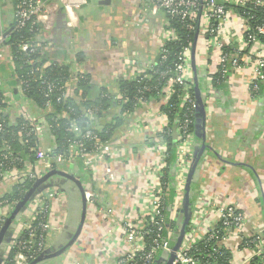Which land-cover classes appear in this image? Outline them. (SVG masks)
Segmentation results:
<instances>
[{
    "label": "crops",
    "instance_id": "0c3cea01",
    "mask_svg": "<svg viewBox=\"0 0 264 264\" xmlns=\"http://www.w3.org/2000/svg\"><path fill=\"white\" fill-rule=\"evenodd\" d=\"M20 1L0 0V34L4 37L9 36L16 25L15 14ZM42 1L60 5L59 0ZM76 16L71 22L65 11L59 8L54 13L52 28L40 30L36 41L45 45L41 52L46 58V66L69 67L74 75L90 79L92 91L104 90L114 98L120 96L121 81L134 79L150 69L160 58L165 45L175 38L166 13L152 14L148 0H84L76 10ZM225 30H232L234 51L238 46L236 41L243 36L239 18L232 14ZM251 53L246 50V54ZM245 61V66L232 76L228 84L216 87L213 76L219 72L218 50L210 48L206 39L201 37L195 54L192 53L194 85L197 76L206 110L207 150L198 163L191 184L189 223L196 205L207 210L201 226L208 228L219 224L217 214L221 206L230 205L242 211L245 215L242 235L223 243V247L232 253V264H252L255 253L264 251V83L255 96L250 95L248 82L253 75V62H249V58ZM0 98L12 122L27 116L36 124L40 150H54L56 143L46 120L47 114L25 97L12 60V50L7 45L0 48ZM118 112L119 108L114 105L103 119L98 120L96 129L103 131ZM198 122L204 129L202 117L197 113L196 130ZM167 124L168 119L156 101L142 104L125 118L124 126L108 141L110 152L94 163L90 174L82 170L81 162L77 160L58 166L56 170L75 178L80 186L61 177H53L47 184L46 189L55 193L57 202L58 232L51 246L54 251L65 246L80 225L83 215L81 190L85 195L96 191L99 197L96 205L87 204L84 227L74 245L61 256L45 260L43 264L118 262L127 247L119 229L120 222L128 213L142 217L150 211V197L144 194L152 188V169L167 147L159 139ZM198 147L195 132V152ZM173 159L170 163L172 180L168 184L166 199V223L176 226L169 231L176 240L186 220L187 192L183 196L175 190L176 152ZM25 166H31L41 179L54 171L47 161L25 162ZM23 180L21 171L13 172L0 184V200L15 186L23 184ZM11 213V207L0 208V219H8ZM24 215L11 225L6 239L12 238ZM187 234L188 231L184 238ZM256 238L255 248L244 244V240ZM8 244L1 249L2 259ZM170 259L168 253H161L156 264H168Z\"/></svg>",
    "mask_w": 264,
    "mask_h": 264
},
{
    "label": "built area",
    "instance_id": "2783aa9c",
    "mask_svg": "<svg viewBox=\"0 0 264 264\" xmlns=\"http://www.w3.org/2000/svg\"><path fill=\"white\" fill-rule=\"evenodd\" d=\"M252 1H254L256 6L264 7V0H148V3L152 14L156 15L159 11H164L170 21L179 20L189 31L196 30L197 32L199 24L198 40L203 37L210 48L218 50V74L221 73L222 79H226L225 84H228L232 76L245 66V60L249 58V62H253L254 71L248 82V91L250 95L255 96L259 92L261 84L264 83V43L259 40V36L264 37V23L253 27L252 20L254 18L252 16L246 14L245 17H242L233 10H230L231 8H227V5L245 7L247 3ZM59 3L60 5L42 0H21L18 3L15 14L17 27L24 28L28 23L32 22L40 25V28L43 30L48 31L52 28L54 13L59 8L65 11L71 22H74L77 17L76 10L84 3V0H59ZM232 14L239 18L240 27L243 30V36L236 41L238 46L234 51L228 50L233 45L231 38L232 30L228 32L225 30V25L231 20ZM4 45L5 37L3 34H0V48ZM192 47H185L179 57V62L165 74L168 77L166 87L161 91L159 97L154 100L158 103L160 111L161 107L167 105L171 97L176 93L175 87L177 85L184 87L188 91L190 85L194 84ZM36 49H38V45L36 44L26 43L21 46V50L27 54L26 64L32 67L36 64V61L32 58L35 52H37ZM248 49L250 52L252 51L249 55L246 54V50ZM167 53V50L163 49L161 55ZM164 58L166 57L164 56ZM29 75L34 79V82L40 81L41 86L45 88L46 98L50 99L57 91L55 83L45 80L43 69L36 68ZM29 83L28 79L21 78L20 84L23 92L29 86ZM78 83V80L74 78L68 80L64 86H61V95L57 98V102L74 96ZM118 98L121 99L120 96ZM141 101V105L149 103ZM47 104L50 105V102L48 101ZM183 108L186 109L185 118L176 119L174 122L175 130L173 132L177 154L175 190L184 196L188 175L194 163L193 157L195 152V134L190 133L189 126L191 121L188 114L198 111V99L195 101L189 95H186L180 104V109ZM162 114L164 115V113ZM88 115L93 116L94 110L88 111ZM23 121L31 129L27 137L30 138L32 135H35L36 138V124L27 116L23 117ZM168 125L169 121L159 137L162 144H166L161 136L167 131ZM75 131L81 139L69 145L68 153L65 156L52 157L50 152L40 150L38 143L34 148H31L30 152L34 154L36 161H47L50 166L49 168L54 171H56L59 165L77 160L81 162L82 170L86 174H90L94 163L104 159L108 155L111 145H109L108 141H101L92 130H87L84 134H81L79 129H75ZM0 132H2V128H0ZM88 141L92 142L90 147L87 144ZM0 151H6L5 157L12 155L11 149L7 146H4ZM167 160L166 147L164 152L160 154V161L152 169L154 175L152 188L144 194L146 197H150L148 199L151 205L149 213L142 217L128 213L125 220H122L119 224L120 232L123 234L127 247L120 255L116 264H156L161 253L175 254L171 264H197L196 259L189 255L191 248L205 237H209V240L219 239L218 233H215L214 228H208L206 225L201 226L207 210L200 209L199 205H196L194 207L195 210H193L192 222L188 225L189 234L183 239L178 251H174L176 242L170 232H167L165 235L158 234L151 243H148L151 229L155 228L162 232L167 221L166 199L169 187L164 182L169 168ZM16 171H21L24 180L26 179L27 181L36 183L41 179L36 175L31 166H25L22 170H18L16 167L8 169L2 163L0 164V184L5 182ZM98 197L99 195L96 191L89 192L86 194L87 204L89 206L96 205ZM140 198L143 199V195ZM56 203L55 193L50 189H44L28 204L23 213L26 216L24 215L25 218L20 220L18 228L11 238L2 264H29L39 255L42 257L51 249L52 241L58 232L56 230L57 219L55 218ZM0 208L6 209L8 205L3 206L1 204ZM100 212L102 213L103 211ZM217 215L219 223H222L223 226V238L219 242L221 246H223L224 242L242 235L245 222V215L242 211L237 207L226 205L218 209ZM3 218H1L2 223L6 220V217ZM1 228L2 226H0V230ZM199 232V237L197 235L194 236V234H198ZM256 239L247 242L246 246L252 249L255 248L253 246L257 243L258 238ZM12 250H15L16 254L13 261L8 262L7 260ZM256 257H264V251H257L255 253Z\"/></svg>",
    "mask_w": 264,
    "mask_h": 264
},
{
    "label": "trees",
    "instance_id": "16d2710c",
    "mask_svg": "<svg viewBox=\"0 0 264 264\" xmlns=\"http://www.w3.org/2000/svg\"><path fill=\"white\" fill-rule=\"evenodd\" d=\"M227 8H231L230 10H233L242 17H245L246 14L252 16L254 18L252 20L253 27L264 23V7L256 6L254 1L247 3L245 7L227 5ZM40 27V25L32 22L28 23L24 28L17 27V24L14 25L11 34L5 37V45L9 46L12 50V60L15 65L18 80L25 78L30 82L29 86L25 88V97L33 101L47 114L46 120L56 143V147L50 152L52 157L67 155L69 145L81 139L75 129H79L81 134H84L87 130H92L101 141H110L114 133L124 126L125 118L138 110L142 102L141 100L150 102L159 97L161 91L165 89L167 84L168 77L165 74L179 62V57L183 49L194 45L196 38V30L189 31L179 20H172L171 27L176 37L165 45L164 49L168 53L160 55L158 61L142 75L134 79L121 81L119 85L121 99H119L114 98L104 90L95 93L91 89L90 79L87 76L74 75L69 67L59 66L57 64L46 66V58L41 52V47L45 45L37 42L40 30H42ZM259 40L264 43L263 36H259ZM26 43L39 44L40 46L36 49L37 52L32 57L36 61L33 67L26 64L27 54L21 50V46ZM228 50L233 51L232 47H229ZM40 67L45 73V80L55 83L57 87V91L50 99L45 97V88L41 86L40 81L34 82V79L29 75L31 71ZM74 78L79 82L74 96L57 102V98L61 95V86H64L68 80ZM225 80L222 79L221 73L213 76V84L216 87L223 86ZM175 90L176 93L171 97L168 104L161 107L162 113H164L169 121L167 131L161 136L167 146L169 170L166 172L164 178V182L167 184L172 180V167L170 163L174 160L173 158L176 152V141L173 132L174 122L177 118L184 119L186 115V109H180L181 101L186 95H189L195 101L198 98V91L194 84L190 85L188 91L179 85L175 87ZM48 101L50 105L47 104ZM114 105L119 108L116 117L106 125L103 131L97 130L96 124L98 120L103 119L105 113ZM5 108L6 105L0 98V128H2V132H0V149L2 150L4 146H7L11 149L10 152L12 154L5 157L6 151H0V164L3 163L4 167L8 169L16 167L18 170H22L25 168V162H30L31 164L36 162L35 156L30 150L36 146L37 137L35 138V135H32L30 138L27 137V134L31 132V129L26 125L27 123L22 119L17 122H12L5 112ZM92 109L94 110V115L89 116L88 111ZM188 117L191 121L189 126L190 133L195 134L197 111L193 114L189 113ZM87 144L90 147L92 142L88 141ZM34 185L35 183L31 181L18 184L8 195L1 199L0 207L1 204L3 206L8 205V207L12 208L13 213L17 206L24 201L26 194L33 189ZM10 217L3 223L2 219H0V226H2L0 236ZM175 227L174 223H166L164 231L162 232L155 228L151 229L152 231L148 236V243H151L158 234L165 235L167 232L169 233L170 229L173 230ZM214 230L215 233H218L219 239L209 240V237H205L191 248L189 255L196 259L197 264H232L231 251L219 243L221 238H223L222 223H219ZM187 231H189L188 227L186 228V233ZM249 240L251 239L244 240V244L250 242ZM15 254V250L10 251L7 261H13ZM39 257L40 255L29 264H34ZM2 260L0 259V264H2ZM252 264H264V257L254 258Z\"/></svg>",
    "mask_w": 264,
    "mask_h": 264
},
{
    "label": "water",
    "instance_id": "95a60500",
    "mask_svg": "<svg viewBox=\"0 0 264 264\" xmlns=\"http://www.w3.org/2000/svg\"><path fill=\"white\" fill-rule=\"evenodd\" d=\"M199 31V24H198V30L196 32V38H195V42H194V45L192 47V52L195 54L196 52V47H197V41H198V32ZM195 66V64H194ZM196 73V72H195ZM195 83H196V88H197V91H198V99H199V109L197 111L198 115H200L202 117V127L204 129H201L200 128V122H198V125H197V130H196V136H197V141H198V145L199 147L197 148L196 152H195V156H194V164L192 166V169H191V172L189 174V177H188V181H187V187H186V203L184 205V216L186 217V220L185 222H183L182 226L180 227L181 228V232H180V235L178 238H176L175 240V246H174V251H178L180 246L182 245V242H183V239H184V236H185V233H186V228L188 227L189 225V218L191 216V205H190V202H189V199H190V189H191V184L193 182V177H194V174H195V171H196V168L198 166V163L199 161L201 160V158L203 157L206 149H207V144H206V134H205V120H206V110H205V107H204V104H203V101L200 97V89H199V86H198V78L197 76L195 77ZM175 130V129H174ZM202 130V131H201ZM53 177H61V178H65V179H70L72 180L78 187L80 186L79 185V182L73 178V177H70L58 170L56 171H53V173L47 175L46 177L38 180L33 189L30 190L26 196H25V199L22 203H20L17 208L14 210V212L12 213L10 219L8 220V222L5 224L2 232H1V236H0V249L3 248V246H5L4 244L5 243H9L11 238L10 239H6V235L11 227V225H13L14 222H17L19 217L24 213V210L26 209V207L28 206V204L37 196L38 193H40L41 191H43L44 189H46V187L48 186L47 184H50L51 182V179ZM22 183L24 184L25 183V180L22 181ZM82 192V197H83V215H82V218H81V222H80V225L79 227L77 228V230L75 231V234L73 235L72 239L63 247H60L59 249H53V247L48 250L42 257H40L39 259L36 260V262L34 264H39L40 262L42 261H45V260H48L50 258H55V257H58V256H61L67 249H70L74 243L77 241V239L79 238V236L81 235L82 233V230H83V227H84V223H85V218H86V195L84 193L83 190H81ZM171 259L169 260L168 264H171V262L173 261L174 257H175V254H171ZM0 259L2 260V256L0 254Z\"/></svg>",
    "mask_w": 264,
    "mask_h": 264
},
{
    "label": "rangeland",
    "instance_id": "374dc122",
    "mask_svg": "<svg viewBox=\"0 0 264 264\" xmlns=\"http://www.w3.org/2000/svg\"><path fill=\"white\" fill-rule=\"evenodd\" d=\"M206 150H207V149H206ZM86 203H87V202H86ZM86 205H87V204H86ZM87 206H88V205H87ZM87 206H86V212H87V210H88V209H87ZM39 264H43V261H42L41 263H39Z\"/></svg>",
    "mask_w": 264,
    "mask_h": 264
}]
</instances>
